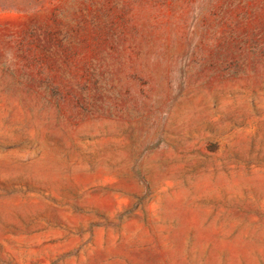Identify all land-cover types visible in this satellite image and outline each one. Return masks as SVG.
<instances>
[{"label": "rangeland", "instance_id": "obj_1", "mask_svg": "<svg viewBox=\"0 0 264 264\" xmlns=\"http://www.w3.org/2000/svg\"><path fill=\"white\" fill-rule=\"evenodd\" d=\"M0 264H264V0H0Z\"/></svg>", "mask_w": 264, "mask_h": 264}]
</instances>
